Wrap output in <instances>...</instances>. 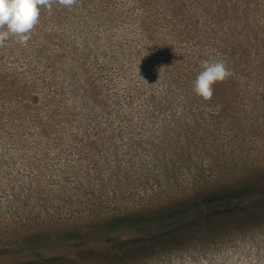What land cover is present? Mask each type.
I'll use <instances>...</instances> for the list:
<instances>
[{
	"label": "rangeland",
	"instance_id": "obj_1",
	"mask_svg": "<svg viewBox=\"0 0 264 264\" xmlns=\"http://www.w3.org/2000/svg\"><path fill=\"white\" fill-rule=\"evenodd\" d=\"M103 8L123 15L100 34L93 23L70 26L73 11L60 23L45 9L27 44L0 46V264L38 251L62 257L41 264H264L256 89L233 107L184 100L154 63L126 50L140 38L135 0ZM245 203L260 207L243 215ZM181 206L190 210L171 220ZM120 216L142 219L132 228L112 222ZM38 236L40 247L20 244ZM113 236L123 255L101 248Z\"/></svg>",
	"mask_w": 264,
	"mask_h": 264
},
{
	"label": "trees",
	"instance_id": "obj_2",
	"mask_svg": "<svg viewBox=\"0 0 264 264\" xmlns=\"http://www.w3.org/2000/svg\"><path fill=\"white\" fill-rule=\"evenodd\" d=\"M110 1L79 0L78 5L71 9L60 6L53 9L50 14L60 23H67L68 11H73L74 17L71 19L72 23H69L70 26L74 25L80 31L78 26H88L93 23L95 29L91 26L88 29L100 34V26L109 27L123 15L113 16L111 10L103 8V3ZM135 3L140 9V14L134 23L140 29V38L136 42H131L130 39L127 52L154 63L161 73L159 77L164 74L170 89L175 88L180 91L184 95V100L192 104L209 102L196 95L195 81L203 70L201 65L204 61H222L232 75L226 81L217 82L213 86L214 95L210 101L214 100L222 107L224 105L233 107L245 99L241 91L251 88L257 91L253 99L254 104L264 102V0H135ZM44 16L45 9H41L40 17L44 18ZM127 34L132 36V31ZM72 50L75 54L79 52L76 47ZM89 53L92 51L90 50ZM78 59L80 58L75 56H65L67 63L76 69L81 68ZM3 80L0 75V100L4 96ZM16 97L20 98L19 95ZM172 98L176 103L178 102L176 100L180 99L174 95ZM1 105L4 107V104ZM10 106L7 115L14 119V115L22 111V100L17 99ZM234 111L229 109L228 112L230 115L238 113L237 110ZM259 207L254 203H245L238 211L244 213L243 215L253 214ZM189 208L179 207L173 213L171 220L180 221L181 217L185 216V212L190 210ZM229 213L222 216L228 217ZM141 219V217L120 216L114 218L112 222L124 226L128 223L122 222L129 221L132 227V224L140 223ZM137 237L132 236L130 239L139 240ZM39 238L40 236L30 240L25 237L21 239L20 244L38 243L35 247H40L44 243L36 241ZM117 238L107 237L101 248L108 249L112 255H123L124 253H120L116 245ZM141 238L140 240L145 242ZM147 245L149 244L142 246L144 252L147 251ZM89 248L81 247L77 252ZM140 250L133 248L129 253L136 255ZM57 258L62 257L59 255L48 257L44 252L38 251L34 255L18 257L11 264H41L47 259Z\"/></svg>",
	"mask_w": 264,
	"mask_h": 264
},
{
	"label": "clouds",
	"instance_id": "obj_3",
	"mask_svg": "<svg viewBox=\"0 0 264 264\" xmlns=\"http://www.w3.org/2000/svg\"><path fill=\"white\" fill-rule=\"evenodd\" d=\"M78 3L79 0H0V46L10 37H15L20 45L27 44L30 33L39 23L41 9L51 13L54 5L71 9ZM201 66L203 70L196 78L194 92L210 101L213 86L226 81L232 73L222 61H204Z\"/></svg>",
	"mask_w": 264,
	"mask_h": 264
}]
</instances>
